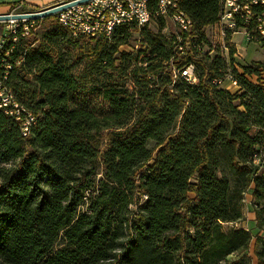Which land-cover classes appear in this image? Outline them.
Returning <instances> with one entry per match:
<instances>
[{
  "label": "trees",
  "instance_id": "obj_1",
  "mask_svg": "<svg viewBox=\"0 0 264 264\" xmlns=\"http://www.w3.org/2000/svg\"><path fill=\"white\" fill-rule=\"evenodd\" d=\"M220 2L179 0L193 23L180 43L159 18L156 32L122 26L110 41L55 22L19 43L7 83L37 123L23 138L0 111V264H247L227 262L253 239L229 223L250 191L264 232V64L229 72L223 54L204 52ZM135 32L139 48L120 51ZM188 64L196 83L173 80ZM227 76L234 92L215 83ZM254 254L264 264L260 236Z\"/></svg>",
  "mask_w": 264,
  "mask_h": 264
},
{
  "label": "built area",
  "instance_id": "obj_2",
  "mask_svg": "<svg viewBox=\"0 0 264 264\" xmlns=\"http://www.w3.org/2000/svg\"><path fill=\"white\" fill-rule=\"evenodd\" d=\"M76 1L82 2L52 15L73 37L110 41L119 27L133 25L139 30L148 27L151 22L156 23L157 18L174 25L179 43L181 36L191 34L193 30V23L180 9L179 0H162V10H154V0H63L54 5ZM54 5L38 10L13 8L0 14L9 17L0 21V111L20 127L23 138L28 137L29 130L36 125L37 116L18 101L7 82L10 71L20 67L23 61L21 55L12 59L14 52L19 43L35 31L39 19H16L12 16L40 12ZM141 5L150 6V13L141 14ZM259 6H264V0H221L219 20L211 29L217 30L223 41L228 32L238 30L243 32L247 40H252L253 36L264 40V13L259 15L253 11ZM124 48H120V51H126ZM179 50H182V46ZM171 74L173 80L181 78L189 84L196 83L193 64L181 69L172 68ZM215 83L228 92L238 89L236 81L229 76ZM235 224L229 223V226L235 227Z\"/></svg>",
  "mask_w": 264,
  "mask_h": 264
},
{
  "label": "rangeland",
  "instance_id": "obj_3",
  "mask_svg": "<svg viewBox=\"0 0 264 264\" xmlns=\"http://www.w3.org/2000/svg\"><path fill=\"white\" fill-rule=\"evenodd\" d=\"M49 17L51 18L47 20H45L44 18L39 19L36 24L35 31L32 34H30L29 37L25 39V41L39 40L42 37V34L45 31L49 30V28L51 27V24L57 22L53 16H49ZM164 25L165 27L162 29L160 33L163 37L170 38L173 34L176 35L177 30L170 21H167L166 23H164ZM157 26L158 25L155 22H151L148 25V29H150L152 32H156ZM204 34L206 37V44H204L203 46L204 52L208 54L211 58L215 55L216 52H220L221 54H223L225 58L227 59V63L229 64L228 69H227L229 72L233 68L237 70L238 72H241L240 64L248 63L252 61V59L253 60L261 59L262 56H264V46H262L261 44H256V42L253 40H247L241 30L236 31V33L233 35V42L239 45L240 47L237 51H235L236 54L235 56H232V60H230L228 56L230 47L232 46L230 42H228V40H225V39L224 41L221 40L218 35V31L215 29L205 28ZM137 38L138 36L135 32L132 35L128 43V46H126L127 48L126 47L124 48L126 51H122V52H128V53L132 52V54H134L135 50L139 48V44H138L139 39ZM36 45H37V41H33L30 47H35ZM233 64L236 65L237 67L232 66ZM251 80L255 81V78L251 77ZM231 91L234 92L235 89H231ZM261 170H262V173H264V169H261ZM224 175L225 177L228 178L230 185L234 186L235 179L233 175H231L227 170L224 171ZM189 197L193 198V194L190 193ZM138 199H139L138 195L135 194L132 200L133 203L130 206V210L132 213H134L136 210L134 203L137 202ZM242 204H243L242 205V218L237 223V226L243 227L246 230H248L250 234L252 235L253 239L250 243L249 250L246 253L240 254V255H232L228 257L227 262L228 263L235 262L242 257L243 260H245L247 264H257V259L254 254V238L256 236H260L264 238V232H261L256 228L255 221H254L253 207H252V195L250 191H247L243 194ZM84 209L85 208L83 207L81 211H84ZM221 227H222V230L224 231L229 228L228 225H222ZM62 245H63V240L60 236L54 245V249L60 248Z\"/></svg>",
  "mask_w": 264,
  "mask_h": 264
},
{
  "label": "crops",
  "instance_id": "obj_4",
  "mask_svg": "<svg viewBox=\"0 0 264 264\" xmlns=\"http://www.w3.org/2000/svg\"><path fill=\"white\" fill-rule=\"evenodd\" d=\"M61 1L63 0H0V14L9 12L13 8H19L21 10H38V9H41L47 6L57 4L58 2H61ZM206 29H211V26L207 27ZM235 33L236 32L232 33L229 36V40H228V42H230V44L232 45V48L234 49L233 56H235L236 54L235 51H237L240 47L239 45L233 42V35ZM251 62H259L261 64H264V56H262L261 59H255V60L252 59V61L248 63L240 64V67L247 66ZM233 66H236V65L233 64Z\"/></svg>",
  "mask_w": 264,
  "mask_h": 264
},
{
  "label": "water",
  "instance_id": "obj_5",
  "mask_svg": "<svg viewBox=\"0 0 264 264\" xmlns=\"http://www.w3.org/2000/svg\"><path fill=\"white\" fill-rule=\"evenodd\" d=\"M80 2H82V1H76V2L69 3V4L54 5V6L50 7V8H47V9H45L43 11H40V12L24 14V15H15V16H12V17L16 18V19H21V18L33 19V20L43 19V18L52 16L53 14H55L57 12H60V11L66 9V8L72 6V5L79 4ZM8 18L9 17L6 16V15H0V21L1 20H7Z\"/></svg>",
  "mask_w": 264,
  "mask_h": 264
},
{
  "label": "bare ground",
  "instance_id": "obj_6",
  "mask_svg": "<svg viewBox=\"0 0 264 264\" xmlns=\"http://www.w3.org/2000/svg\"><path fill=\"white\" fill-rule=\"evenodd\" d=\"M154 1L157 4L156 10H162V0H154ZM148 13H150V6L141 5V14H148ZM29 133H30V130H29Z\"/></svg>",
  "mask_w": 264,
  "mask_h": 264
}]
</instances>
